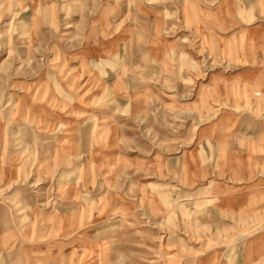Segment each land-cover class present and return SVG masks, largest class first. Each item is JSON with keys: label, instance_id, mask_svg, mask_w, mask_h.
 I'll list each match as a JSON object with an SVG mask.
<instances>
[{"label": "rangeland", "instance_id": "rangeland-1", "mask_svg": "<svg viewBox=\"0 0 264 264\" xmlns=\"http://www.w3.org/2000/svg\"><path fill=\"white\" fill-rule=\"evenodd\" d=\"M0 264H264V0H0Z\"/></svg>", "mask_w": 264, "mask_h": 264}]
</instances>
